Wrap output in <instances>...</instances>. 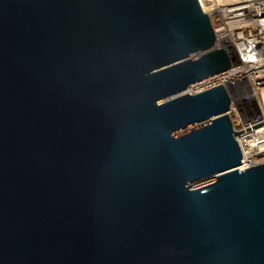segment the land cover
<instances>
[{"label": "water", "instance_id": "water-1", "mask_svg": "<svg viewBox=\"0 0 264 264\" xmlns=\"http://www.w3.org/2000/svg\"><path fill=\"white\" fill-rule=\"evenodd\" d=\"M211 0H0V264H264Z\"/></svg>", "mask_w": 264, "mask_h": 264}, {"label": "built area", "instance_id": "built-area-1", "mask_svg": "<svg viewBox=\"0 0 264 264\" xmlns=\"http://www.w3.org/2000/svg\"><path fill=\"white\" fill-rule=\"evenodd\" d=\"M209 14L222 46L234 63L192 83L196 93L225 82L231 93L229 110L236 130L264 120V0H212ZM240 169L264 162V122L240 131Z\"/></svg>", "mask_w": 264, "mask_h": 264}, {"label": "rangeland", "instance_id": "rangeland-1", "mask_svg": "<svg viewBox=\"0 0 264 264\" xmlns=\"http://www.w3.org/2000/svg\"><path fill=\"white\" fill-rule=\"evenodd\" d=\"M212 1V0H211Z\"/></svg>", "mask_w": 264, "mask_h": 264}]
</instances>
